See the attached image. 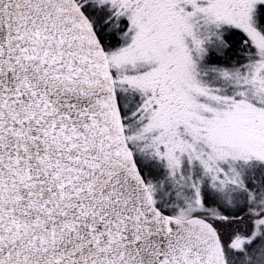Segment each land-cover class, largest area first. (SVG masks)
I'll list each match as a JSON object with an SVG mask.
<instances>
[{
	"label": "snow or ice",
	"instance_id": "1",
	"mask_svg": "<svg viewBox=\"0 0 264 264\" xmlns=\"http://www.w3.org/2000/svg\"><path fill=\"white\" fill-rule=\"evenodd\" d=\"M0 264H264V0H0Z\"/></svg>",
	"mask_w": 264,
	"mask_h": 264
}]
</instances>
